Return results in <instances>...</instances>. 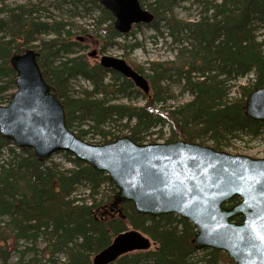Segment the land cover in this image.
Here are the masks:
<instances>
[{"label":"trees","instance_id":"obj_1","mask_svg":"<svg viewBox=\"0 0 264 264\" xmlns=\"http://www.w3.org/2000/svg\"><path fill=\"white\" fill-rule=\"evenodd\" d=\"M57 1L80 5L87 12L88 6L98 9L94 29L87 31L62 19L42 20L34 5L3 10L8 15L0 18V102L4 96L10 100L16 90L11 57L33 49L45 80L64 107L68 128L81 139L98 135L100 143H110L120 135L108 126H121L134 142L155 143L168 127L167 143L212 141V148L224 151L242 136L257 139L264 134V123L252 120L245 108L249 95L264 86V0H139L154 14L151 28L157 36L166 35L177 53L174 60L147 67L128 61L149 81L148 94L79 53L87 47L73 30L79 28L83 40L97 44L101 54L119 47L126 58L138 45L118 40H128L134 32L120 34L100 0ZM186 1L202 9L195 22L175 16V9ZM248 76H252L248 85L240 87L238 97H231L230 82ZM79 78L91 87L76 93L72 81ZM176 86L191 100L173 107L168 104ZM119 96L141 97L144 105L113 103ZM156 134L157 139H148ZM64 156L72 168L39 159L30 149H17L0 135V264H40L42 259L50 264H93L94 256L126 231L142 234L150 247L112 264H236L222 251L198 250L193 242L197 229L188 220L176 214L137 213L133 203L114 199L116 187L106 174L68 153ZM80 188L88 191L87 196L77 194ZM239 201L237 197L227 207ZM198 251L203 254L195 259Z\"/></svg>","mask_w":264,"mask_h":264},{"label":"water","instance_id":"obj_2","mask_svg":"<svg viewBox=\"0 0 264 264\" xmlns=\"http://www.w3.org/2000/svg\"><path fill=\"white\" fill-rule=\"evenodd\" d=\"M100 3L111 12L114 27L122 35L155 18L139 0ZM96 54L93 51L90 56ZM38 57L33 49L11 57L16 91L7 106L0 105L3 138L18 149L32 150L42 160L60 152L71 154L106 174L116 187L114 199L133 203L139 214H176L188 220L197 229L193 242L198 250L222 251L236 264H264V158L186 141L139 144L128 136L91 144L68 128L64 107L45 80ZM100 65L149 93V81L125 60L104 55ZM245 108L252 120L264 123V86L249 95ZM237 197L240 201L227 207ZM149 247L142 234L126 231L96 254L93 264H112Z\"/></svg>","mask_w":264,"mask_h":264},{"label":"rangeland","instance_id":"obj_3","mask_svg":"<svg viewBox=\"0 0 264 264\" xmlns=\"http://www.w3.org/2000/svg\"><path fill=\"white\" fill-rule=\"evenodd\" d=\"M37 6V17L42 20H51V19H62L67 20L73 23L74 25L86 29L87 31H92L94 29V22L96 17L99 16V10L95 9L91 6H88L87 12L82 6H77L74 8L71 5L62 4L57 0H0V18L8 15L3 10L6 9H14L18 6ZM3 11V12H2ZM201 7L195 4L192 1H186L182 3L175 9V16L177 19L185 22H195L200 18L201 15ZM134 35L130 36L128 40L121 39L118 40L121 44H137L138 47L131 51L130 55L126 58L124 57V51L119 47H111L108 48L104 54L100 53V48L97 44H94L91 41L83 40V44L86 49H82L79 53L89 55L93 51H96L100 58L102 56H110L115 58H120L125 61H129L136 65H140L143 67H147L148 63L151 62H166L171 61L176 58V47L172 44V41L164 36H157V33L151 28L150 25H142L140 27L135 26L132 30ZM75 34H78V37H83L79 34V28L75 27L73 30ZM262 39V37H260ZM98 58V60L100 59ZM92 61H96V59H92ZM252 76H248L247 78L240 79L235 82H230V92L231 97H238L240 87L248 85ZM89 83L81 78L78 80L72 81V89L79 93L83 88H90ZM174 99L168 104L173 107H177L182 105L185 102L191 100V96L187 93H183L181 88L176 86L174 88ZM8 93H12L9 91ZM9 95V94H8ZM5 98L0 102V105L7 106L10 103L8 100V96H4ZM113 103H127L142 106L144 105V101L141 97L126 99L123 96L117 97V99L113 100ZM125 122V121H124ZM123 122V123H124ZM112 131L115 135H120V137H124L128 135V130L123 129L121 126L113 127L108 126V129ZM164 138L158 140V142H165L167 138L170 136V132L168 127H165L163 130ZM158 134L148 137V139H157ZM90 143L98 144L101 142V136L98 135H89L87 140ZM206 146H213L212 141H207ZM224 151L234 154V155H246L252 158H264V134L257 139H252L251 137L242 136L240 139H237L233 142L232 146L224 147ZM51 162H55L61 164L64 168H72V164L68 162V159L64 156V154H56L51 159ZM104 191H106V195H109L110 190L107 189L108 186L104 187ZM78 195L87 196L88 191L85 188H80ZM25 244H21V247H24ZM43 247L42 244L39 245L41 249ZM203 254L202 251H198L194 258L199 259ZM198 256V257H197ZM61 261L65 260V257H61ZM16 261V258L13 259ZM40 264H50L48 260L42 259Z\"/></svg>","mask_w":264,"mask_h":264},{"label":"flooded vegetation","instance_id":"obj_4","mask_svg":"<svg viewBox=\"0 0 264 264\" xmlns=\"http://www.w3.org/2000/svg\"><path fill=\"white\" fill-rule=\"evenodd\" d=\"M91 54V53H90ZM90 54L88 55L91 59H96V61H98V58H100V56H98V54H96L95 56H90Z\"/></svg>","mask_w":264,"mask_h":264},{"label":"bare ground","instance_id":"obj_5","mask_svg":"<svg viewBox=\"0 0 264 264\" xmlns=\"http://www.w3.org/2000/svg\"><path fill=\"white\" fill-rule=\"evenodd\" d=\"M147 10H148V9H147ZM13 145H14V144H13ZM14 146H15V145H14ZM15 148H16V147H15ZM17 149H18V148H17ZM14 258H15V257H14ZM14 258H13V259H14ZM16 261H17V258H16ZM16 261H15V262H16ZM13 262H14V261H13Z\"/></svg>","mask_w":264,"mask_h":264}]
</instances>
